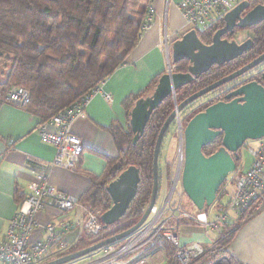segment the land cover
Wrapping results in <instances>:
<instances>
[{"label": "trees", "instance_id": "1", "mask_svg": "<svg viewBox=\"0 0 264 264\" xmlns=\"http://www.w3.org/2000/svg\"><path fill=\"white\" fill-rule=\"evenodd\" d=\"M248 1L252 6L264 4V0ZM151 2L152 0H0V78H3L0 79V107L6 104L5 98L11 88H24L29 94V103L24 110L38 117L40 123H43L91 94L125 62L138 44L142 35L141 27L146 23ZM217 30L218 27L204 32L198 31L197 36L202 43L208 45ZM248 30L251 31L253 46L242 56L223 65L224 71L211 70L201 74L187 86L182 95L179 94L182 89L177 90L175 94L178 103L226 75L238 61L245 65L264 52V21ZM175 66V72L186 71L185 64L177 62ZM7 70L9 73L4 80ZM162 74L155 77L144 91L126 98L125 127L114 125L108 128L116 156L107 159L108 165L103 175L91 180L78 197L80 205L86 209L100 204L102 198L108 203L106 209L109 208L110 199L105 187L128 166H135L140 172V182L126 214L106 229L101 228L96 236H78L65 252L41 264L121 233L141 218L152 189L155 140L164 121L173 111L174 103L171 96L162 101L150 115L142 136L135 144H132L133 135L128 124L129 111L137 99L153 91ZM174 130L175 121L167 129L160 148L156 202L162 183L164 140L174 136ZM220 145L221 137H218L202 147V154L210 156ZM237 155L239 158L235 163L238 169L241 163L240 150ZM209 209L205 208L201 213H207ZM252 212L253 208L236 215L235 221L229 226L226 223L218 234L216 245L205 251L200 260L193 259L190 262L211 264L225 256L231 264H240L227 249L236 236L238 229L234 228L250 219L252 216L248 215ZM124 241L125 239L117 243ZM157 247L165 250L166 260L163 264H179L176 258L177 249L164 238L158 237L146 249L145 255ZM97 252L87 256L95 257L93 255Z\"/></svg>", "mask_w": 264, "mask_h": 264}, {"label": "built area", "instance_id": "2", "mask_svg": "<svg viewBox=\"0 0 264 264\" xmlns=\"http://www.w3.org/2000/svg\"><path fill=\"white\" fill-rule=\"evenodd\" d=\"M242 1L247 0H182L178 8L186 27L204 32L222 24L224 15ZM147 28L146 22L141 27L142 32ZM169 44L170 41L165 36L162 46L168 49ZM168 69H172L169 64ZM96 91L97 89L38 126L40 141L54 148V156L50 163L52 167L64 171L76 169L83 146L80 139L70 131V127L76 118L84 115V108ZM106 99H109V95H106ZM5 103L25 107L29 103V94L24 88H11L6 95ZM179 118L175 124L180 136L182 127ZM254 141V147L243 145L252 159L249 169L246 172L236 170L228 176L213 203V207L219 211V216L209 222L206 213L198 212L192 216L180 210L184 152L179 142L171 165L174 173L171 186L161 208H157L156 205L152 207L146 222L126 237L123 243L108 245L101 250L99 256L78 264H148L145 251L158 237L164 238L177 249L176 258L179 264H189L191 260L202 256L205 249L197 244L184 247L179 245L177 231L183 221L193 222L204 228L217 229L220 233L228 223L226 220L229 211L239 215L253 208V212L248 215L251 217L264 208V138ZM229 186L233 187L231 193L227 191ZM27 187L29 192L21 201L22 209L16 212L6 235L0 239V264H41L49 258L58 256L71 245L64 237L72 229L77 230V237L99 234L102 228L100 215L108 209H106L108 203L104 198L100 200V204L82 209L78 197L55 190L42 175H36L35 180ZM223 198L226 200L221 203L220 200ZM46 209H51L54 217L52 221L40 227V232L45 237L31 240L32 232L38 226L37 215ZM74 209H82L83 214L71 221L68 213Z\"/></svg>", "mask_w": 264, "mask_h": 264}, {"label": "crops", "instance_id": "3", "mask_svg": "<svg viewBox=\"0 0 264 264\" xmlns=\"http://www.w3.org/2000/svg\"><path fill=\"white\" fill-rule=\"evenodd\" d=\"M181 1L152 0L151 13L148 12L146 19L148 28L142 32L138 44L125 62L97 87L84 108V115L72 122L70 131L83 146L74 171L51 166L54 148L40 141L38 117L14 105L0 107V239L6 235L16 212L22 209L21 201L29 192L27 186L36 175H42L55 190L76 197L82 195L91 180L103 175L107 159L116 156L108 128L114 125L125 127L126 98L144 91L155 77L167 70L169 49L162 46L164 37L173 41L175 35L187 31L178 8ZM249 167L243 171L240 166L237 170L246 172ZM82 209L70 211L68 218L74 221L83 214ZM53 217L51 209L37 215L38 226L33 230L31 240L45 237L40 227ZM210 218L213 220L212 216ZM235 229H238L236 236L227 251L240 264H264V208ZM216 230L183 221L177 231L178 243L181 247L197 244L206 251L210 250L217 243L219 232L216 234ZM75 236L72 231L65 235V241L72 243ZM146 257L147 261L163 264L166 253L157 247L149 250Z\"/></svg>", "mask_w": 264, "mask_h": 264}, {"label": "water", "instance_id": "4", "mask_svg": "<svg viewBox=\"0 0 264 264\" xmlns=\"http://www.w3.org/2000/svg\"><path fill=\"white\" fill-rule=\"evenodd\" d=\"M263 21L264 4L252 6L248 0L242 1L224 15L223 27L213 34L210 44L202 43L195 29H189L171 41L168 46L169 62L174 66L177 62L185 60L188 63L186 71L175 72L167 68L158 79L152 93L137 99L129 111L128 124L133 135L132 144H135L142 136L152 112L166 97L171 96L174 99V109L164 121L155 140L152 158V189L141 218L121 233L45 264H68L78 260L125 239L146 222L150 210L156 204L158 157L170 124L173 121L176 123L184 108L198 98L264 63V52L240 69L191 94L180 103L176 102L175 92L189 85L212 66L229 63L249 50L253 45L251 39L237 44L235 41L229 42L222 37L233 34L234 29L248 30ZM8 73V70L5 71L4 80ZM262 80L264 81V74ZM231 95L240 97L228 102H216L194 114L186 122L179 136L184 152L181 189L198 212L213 205L219 188L228 176L236 171L235 162L239 158L237 153L245 142L264 138V86L250 82ZM231 95L226 97L229 98ZM218 137H221L220 147L210 156H204L202 147L212 143ZM139 182L138 168L128 166L107 184L105 191L110 199V206L100 215L103 229L116 223L126 214L137 193Z\"/></svg>", "mask_w": 264, "mask_h": 264}, {"label": "rangeland", "instance_id": "5", "mask_svg": "<svg viewBox=\"0 0 264 264\" xmlns=\"http://www.w3.org/2000/svg\"><path fill=\"white\" fill-rule=\"evenodd\" d=\"M169 65H170V67L172 66L171 65V63H168ZM167 68H168V66H167ZM166 68V69H167ZM172 71H175L176 70V68H172L171 69ZM1 73V72H0ZM1 80L3 79L2 77L0 78ZM184 92V90H182L181 92H179V94H181L182 95V93ZM152 93V92H151ZM150 93V94H151ZM177 97H176V94H175V99H176ZM172 101H173V103H174V99H172ZM176 102H177V99H176ZM178 103V102H177ZM10 105H12V104H10ZM15 106V105H14ZM17 107H19V106H17ZM21 108H24V107H21ZM198 111L196 110V109H194V112L192 111V112H187L185 115H184V113L182 114H180V120H181V127H182V129H183V127L185 126V124H186V122L194 115V114H196ZM175 133H174V136H172L171 138L170 137H168V138H166V140H164V150L162 151V164H161V169H162V183H161V188H160V194H159V198H158V200H157V202H156V206H157V208H161V206H162V204H163V201L165 200V197L167 196V194L169 193V189H170V186H171V182H172V178H173V172H172V170H171V165H172V161H173V158H174V156H175V153H176V150H177V147H178V143L180 142V137H179V134H178V131H177V124H175ZM174 141H175V144H174ZM245 144H248V145H250V146H252V147H254L255 146V141H250V140H248V141H246L245 142ZM240 157H241V163H240V166L242 167V170L244 171V170H246L248 167H249V165L251 164V158H250V156H249V154H248V152L246 151V149L244 148V147H242L241 149H240ZM240 166L238 167V168H240ZM174 170V169H173ZM227 191H228V193H231L232 191H233V187H231V186H229L228 187V189H227ZM175 198L176 199H178L177 198V196H175ZM225 200H226V198H223V199H221L220 201H221V203H224L225 202ZM178 201V200H177ZM180 210L182 211V212H185V213H187V214H189V215H192V216H194L195 214H197V210H196V208L194 207V205L192 204V202L187 198V196L184 194V193H182V198H181V203H180ZM206 216H207V220H208V222L209 221H211V216L213 217V219L215 218V217H217V216H219V211H217V209H215L214 207H213V205L210 207V209L208 210V212L206 213ZM235 218H236V215H235V213L233 212V211H229L228 213H227V222H231V223H233L234 221H235ZM245 221V220H244ZM180 228V227H179ZM235 229V228H234ZM74 232V233H76V236H75V240H76V238H77V230H75V229H72L70 232ZM220 230H216V234L219 232ZM69 232V233H70ZM81 236H83V235H81ZM102 237H103V234L101 235ZM82 238H85V236L84 237H82ZM75 240L72 242V243H74L75 242ZM121 241V240H120ZM117 242H119V241H117ZM117 242H115V243H112V244H116ZM69 243V242H68ZM71 243V244H72ZM112 244H110V245H112ZM108 246V245H107ZM106 247V246H105ZM104 248V247H103ZM102 248V249H103ZM102 249H100V250H98V252L95 254V255H93V256H99L100 254H101V250ZM206 251V250H205ZM204 251V252H205ZM89 258H91V257H89V256H84V257H82V258H80V259H78V260H75V261H73V262H70V263H68V264H78V263H82V262H87V260L89 259ZM200 258V257H199ZM199 258H197V260L199 259ZM200 260V259H199ZM192 262V261H191ZM190 262V263H191ZM197 262V261H196ZM195 262V263H196ZM189 263V264H190ZM195 263H193V264H195ZM148 264H156V263H152V262H150L149 260H148ZM192 264V263H191ZM211 264H231L230 263V261L228 260V258L227 257H221V258H219V259H217L216 261H214V262H212Z\"/></svg>", "mask_w": 264, "mask_h": 264}, {"label": "flooded vegetation", "instance_id": "6", "mask_svg": "<svg viewBox=\"0 0 264 264\" xmlns=\"http://www.w3.org/2000/svg\"><path fill=\"white\" fill-rule=\"evenodd\" d=\"M243 15H244V13H243ZM223 24H219L218 29L222 28L223 26H221V25H223ZM187 29L189 30L190 28L187 27ZM178 37H180V35L179 36L176 35V37H174L173 41L175 39H177ZM222 39H226L229 42L235 41L237 44H240V43H242L248 39L252 40V35H251L250 30L239 31L238 29H234L233 34H226L222 37ZM170 43H171V41H170ZM252 43H253V41H252ZM243 54H244V52L240 56H242ZM232 61H234V60H232ZM168 62H169V54H168ZM178 64H185L186 68L188 66V63L185 60L178 62ZM223 65H225V64H223ZM223 65H214L208 70V72L211 70L220 71V72H221V70L224 71L225 69L222 67ZM243 66H244V62L238 61V63H235L231 66L232 70L230 72H228L226 75L218 78L217 80L213 81L212 83H214V82L222 79L223 77L235 72L236 70L240 69ZM171 68H177V66L172 65ZM263 74H264V63L258 65L257 67L251 69L250 71L242 74L241 76L221 85L220 87H218L215 90L211 91L210 93L204 95L203 97L198 98L196 101L192 102L190 105H188L186 108H184V110H183L184 115L189 111L194 112V109H196L198 112L203 111L206 107H208V106H210L216 102H228V101H231L232 99L239 98L240 97L239 95H231V93L237 91L240 87L244 86L247 83L256 82V83L264 86V81L262 80ZM200 76L201 75H199L198 77H200ZM198 77H196L191 83L196 81L198 79ZM189 85H187V86H189ZM187 86H185L181 89L184 90V92H185L188 88ZM228 95H231V96L229 98H227L226 96H228Z\"/></svg>", "mask_w": 264, "mask_h": 264}]
</instances>
